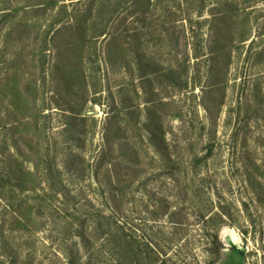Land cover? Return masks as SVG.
<instances>
[{"label": "rangeland", "instance_id": "obj_1", "mask_svg": "<svg viewBox=\"0 0 264 264\" xmlns=\"http://www.w3.org/2000/svg\"><path fill=\"white\" fill-rule=\"evenodd\" d=\"M0 197V264H264V0H0Z\"/></svg>", "mask_w": 264, "mask_h": 264}, {"label": "trees", "instance_id": "obj_2", "mask_svg": "<svg viewBox=\"0 0 264 264\" xmlns=\"http://www.w3.org/2000/svg\"><path fill=\"white\" fill-rule=\"evenodd\" d=\"M0 200L3 201V199L0 197ZM8 208H11V204H6ZM2 252H0V258H3ZM11 256V254L9 255ZM118 257L126 261L128 264H138V257L136 254V250L131 247V245H124L121 244L119 252H118ZM4 262V258L2 259ZM9 261V259H8Z\"/></svg>", "mask_w": 264, "mask_h": 264}]
</instances>
